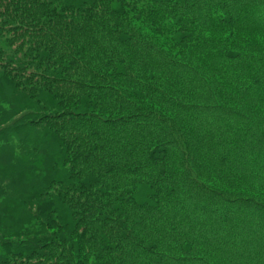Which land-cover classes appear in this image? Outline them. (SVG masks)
Listing matches in <instances>:
<instances>
[{"label": "trees", "instance_id": "1", "mask_svg": "<svg viewBox=\"0 0 264 264\" xmlns=\"http://www.w3.org/2000/svg\"><path fill=\"white\" fill-rule=\"evenodd\" d=\"M0 264H264V0H0Z\"/></svg>", "mask_w": 264, "mask_h": 264}]
</instances>
